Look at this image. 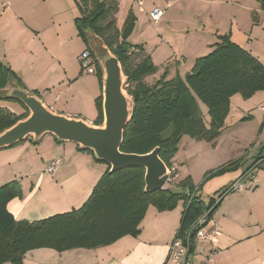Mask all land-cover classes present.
I'll list each match as a JSON object with an SVG mask.
<instances>
[{
	"label": "crops",
	"instance_id": "obj_1",
	"mask_svg": "<svg viewBox=\"0 0 264 264\" xmlns=\"http://www.w3.org/2000/svg\"><path fill=\"white\" fill-rule=\"evenodd\" d=\"M3 1L2 5L5 4L3 7L7 9L0 11V65L8 67L21 88L40 100L52 113L97 127L93 125L97 118L95 99L102 91L97 78L92 76L95 74H83L80 71L78 56L86 49V45L74 24L79 16L76 0ZM115 1L119 4V0ZM167 2L171 3L166 0L164 6L159 7L161 0H153L148 10L134 14L135 24L139 17H144L148 23V14L154 8L163 10L164 15L165 10L171 6L166 7ZM193 30L197 31L184 28L182 33L188 37L193 34ZM200 30L203 33L209 32L215 40L220 36L206 30L203 24ZM165 31L167 33L158 34L159 44L156 43L152 51L146 44L142 46L154 64L160 62L159 65L155 64L159 66V71L171 63L175 66L171 72L174 74L177 71L183 77L187 73L181 71L186 62L183 56L180 61L177 56L172 59L169 54H159L167 44L164 40L170 35L167 29ZM216 42L208 41L201 45L195 41L191 49L194 52L207 50V46L211 48ZM129 43L139 45L136 40ZM249 48L250 52L245 50L263 64L256 47L251 44ZM155 52L157 59L154 58ZM14 82L12 80L9 84ZM256 97L264 100V91L257 92L251 99ZM0 107H6L19 115L24 112L22 105L15 101L0 100ZM263 107L264 103L257 107L258 114L264 115L261 110ZM218 146L217 140L210 143L214 153ZM259 152L249 160L245 159V153L244 157L235 160L215 162L202 167L200 173H193V167L189 168L182 178L177 174V166L184 165L182 162L178 164L179 153L171 160L174 177L163 189L176 190L179 181L190 177L194 188L200 186L196 192L197 197L204 203L211 198L217 203L211 219L206 222V231L214 235V242H205L199 246L195 244L193 254L187 258L189 264H197L209 253L212 258L210 264H264V165L254 171L251 179L241 181L245 182L244 190L230 191L221 198L216 195L225 188H232L255 158L264 156V151ZM184 154L190 158L189 152ZM55 160L59 161V165L52 173H46ZM236 160H242L239 169L213 176L202 184L207 172ZM109 168L107 163L99 162L77 144L58 142L51 134H45L38 140L28 137L11 147L0 149V186L16 182L21 191L20 197L7 202L6 209L16 221L26 222L77 209ZM183 211V202H178L170 211L162 212L150 205L135 237L125 236L111 245L92 250L73 249L59 253L46 248L34 249L25 253L22 264H172L168 260L169 245L178 238Z\"/></svg>",
	"mask_w": 264,
	"mask_h": 264
},
{
	"label": "trees",
	"instance_id": "obj_2",
	"mask_svg": "<svg viewBox=\"0 0 264 264\" xmlns=\"http://www.w3.org/2000/svg\"><path fill=\"white\" fill-rule=\"evenodd\" d=\"M257 1L260 10L264 12V0ZM75 2L79 16L74 24L95 60L94 74L101 91L103 71L90 50L93 40L100 41L118 59L125 79L123 89L131 99L132 110L119 148L124 154L145 155L159 148V159L168 170H172L171 160L183 136L211 143L222 131L233 95L250 98L264 91V65L228 35L218 36L217 42L211 46V52L195 59L191 70L183 77L177 71L173 74L170 64L162 67L161 74L156 77L159 68L143 46L128 42L136 22L133 13L129 12L119 27L116 20L119 10L117 1ZM124 46H128L129 51L126 52ZM12 80L22 89L10 69L0 65V91ZM0 100L18 102L24 109L19 115L6 107H0L2 133L25 119L29 111L16 99ZM200 105L206 109L207 125ZM95 107L97 118L93 125L100 127L103 124L102 94L95 99ZM81 150L93 155L87 149ZM262 160L264 156L256 157L238 181L251 179L254 171L264 162L254 170L251 169ZM241 164L242 160H236L207 172L202 184L213 176L239 169ZM109 169L100 177L79 208L34 222L16 221L6 209L8 201L20 197L19 185L10 182L0 186V264H22L25 253L34 249L46 248L59 253L73 249L92 250L111 245L125 236L135 237L148 206L160 212L170 211L178 202L184 203V211L177 237L183 246H187V238L191 234L189 256L192 255L196 222L202 216H206V222L211 219L214 210L209 212L216 200L211 198L204 203L197 197L196 192L200 186L194 188L190 177L179 181L174 191L162 189L146 193L143 168L127 167L115 172H109ZM173 177L172 172L170 179ZM230 190V187L225 188L216 195L221 198Z\"/></svg>",
	"mask_w": 264,
	"mask_h": 264
},
{
	"label": "rangeland",
	"instance_id": "obj_3",
	"mask_svg": "<svg viewBox=\"0 0 264 264\" xmlns=\"http://www.w3.org/2000/svg\"><path fill=\"white\" fill-rule=\"evenodd\" d=\"M3 0H0V11L7 8L2 6ZM171 6L164 12L163 18L160 23L156 25L147 21L142 17L133 29L132 35L128 41H137L139 45H143L149 50H153L154 46L159 44V33H165L166 29L169 31L167 40H164L165 47L161 48L162 54H169L172 59L177 56L181 61V56L186 59V62L181 71L189 72L194 64L195 59L203 57L211 52L210 46L206 47L207 50L191 49L195 41H199L202 45L203 42L212 43L215 38L209 32L203 33L200 30V25H205L206 30L219 35H228L230 39L240 47L250 50V45L253 44L261 61L264 64V12L260 10L257 0H169ZM166 0H161L163 7ZM7 3V2H5ZM153 0H146L144 6L137 8L132 5L130 0H119V13L116 20L117 25L121 27L129 12L135 14L141 13L142 10L149 9ZM10 7V6H8ZM190 28L195 29L193 34L186 36L182 33V29ZM157 29V31H156ZM161 33V34H162ZM167 33V32H166ZM209 34V35H207ZM203 38V40H202ZM91 49L100 56V46L94 40L90 43ZM169 47V48H168ZM202 47V46H201ZM250 52V51H249ZM157 52L154 53V58L157 59ZM155 62V61H154ZM174 62V60H173ZM160 62H155L159 65ZM171 68L175 66L171 63ZM159 67V66H158ZM162 70L158 72L156 77L160 75ZM96 77L95 75H92ZM172 76V74H170ZM151 80V79H150ZM123 81L125 79L123 77ZM125 93V91H124ZM256 94V93H255ZM243 98L239 94L233 95L230 99V110L228 116L224 121V126L220 135L213 141L217 140L219 146L218 150L214 153L210 147V142L197 141L189 136H183L178 143L179 162L184 165H178V176L182 178L185 171L193 167V173H200L202 167L210 166L215 162L223 161L226 159L235 160L239 157L250 159L252 155L264 151V115L258 114L257 107L264 103V100L258 97L251 99ZM129 98V97H128ZM204 121L207 125L208 116L206 109L200 105ZM184 152H189L190 158ZM213 160L209 162L210 159ZM202 160H205L203 163ZM177 164V162H176ZM202 164V165H201ZM242 184H245L243 181ZM169 186V185H167ZM174 191V189L172 190Z\"/></svg>",
	"mask_w": 264,
	"mask_h": 264
},
{
	"label": "water",
	"instance_id": "obj_4",
	"mask_svg": "<svg viewBox=\"0 0 264 264\" xmlns=\"http://www.w3.org/2000/svg\"><path fill=\"white\" fill-rule=\"evenodd\" d=\"M94 41L99 43L101 55L98 56L95 50L92 51L103 71L102 126L93 127L82 120L54 114L44 107L40 100L27 94L14 82L0 92V98L20 101L29 111V115L0 133V149L12 146L29 136L38 140L45 134H51L58 142H71L81 149L91 151L97 160L110 166L109 172L127 167L143 168L144 192L162 190L171 179L168 168L158 157L159 148L145 155L124 154L119 151L124 128L131 117L132 103L124 93L123 74L118 59L100 41ZM124 49L129 51L128 46H124ZM261 162L264 160L259 161L251 170ZM190 241L191 234L187 238L185 264L190 252Z\"/></svg>",
	"mask_w": 264,
	"mask_h": 264
},
{
	"label": "built area",
	"instance_id": "obj_5",
	"mask_svg": "<svg viewBox=\"0 0 264 264\" xmlns=\"http://www.w3.org/2000/svg\"><path fill=\"white\" fill-rule=\"evenodd\" d=\"M130 2L135 5L137 8H141L144 5L145 0H130ZM171 5L170 2H167L166 7ZM2 6H6L3 4ZM163 15V10L159 8H154L148 14L149 20L153 24H157ZM80 71L83 74H94L95 73V60L90 55V52L85 49L78 56ZM264 111V107L261 108ZM59 165V161L55 160L51 162L50 167L46 170V173H52L56 166ZM174 170H168L169 173H172ZM245 187L240 181H236L231 188V191H241L244 190ZM196 235H195V244L199 246V244L208 242H214V235L206 231V216H202L195 225ZM187 252V246H183L181 241L178 238H175L171 244L169 245L168 251V260L172 264H185V254ZM199 252L202 253V250L199 249ZM212 262V258L210 257V253L207 254L201 261L197 264H210ZM187 264H189L187 260Z\"/></svg>",
	"mask_w": 264,
	"mask_h": 264
}]
</instances>
